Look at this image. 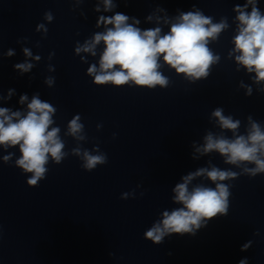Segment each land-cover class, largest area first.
Returning a JSON list of instances; mask_svg holds the SVG:
<instances>
[{
  "label": "clouds",
  "instance_id": "obj_1",
  "mask_svg": "<svg viewBox=\"0 0 264 264\" xmlns=\"http://www.w3.org/2000/svg\"><path fill=\"white\" fill-rule=\"evenodd\" d=\"M103 5L106 12L115 7L112 0H103ZM248 5L252 6L250 12L246 11ZM99 10L97 7L96 11ZM235 11L238 13L236 20L239 23L237 34L232 39L234 48L229 52V56L238 53L235 55L236 63L248 73H255L254 82L259 84L264 82V13L257 7V0H247L243 7L236 6ZM45 19L51 22L52 13L46 12ZM129 19L128 15L121 12L110 17L100 16L96 26L103 24L106 30L97 32L90 40L85 41L83 45L78 44L75 48L77 54L83 52L95 56L97 45L103 42L104 49L100 54L99 66L92 64L87 68V75L93 78L92 82L96 86L167 88L170 79L161 71V59L163 64L174 69L177 74H182L190 82L207 78L211 66L220 60L209 44L218 40L222 31L229 27L226 18L213 23L212 17L204 15L199 9L180 13L166 34H162L160 27L141 30L135 26L139 24V20L133 19V23H129ZM148 19L151 20L152 17ZM164 23L168 24L169 20L165 18ZM108 25L111 27H107ZM41 29L47 32L44 24L38 25L37 30ZM7 54L11 56L13 52L10 50ZM24 55L30 57L32 53L25 48ZM35 59L39 60L40 57L36 56ZM15 67L21 72H28L33 65L25 62L16 64ZM46 83L52 86L54 78H47ZM241 87L247 89L246 95H251V87L243 82ZM27 99L26 95H22L20 103L23 104ZM27 109V113L22 114L20 111L0 107V146L4 149L19 147L20 157L16 159L15 164L24 173H31L27 184L38 187V182L47 177V165L50 160L60 165L68 153L64 151L65 143L59 135L60 128L51 127L54 124L53 114L57 111L56 108L35 95L27 104ZM212 116L216 118L221 129L233 133V138L209 132L204 137L203 146L197 147L196 152L201 155L218 152L224 157V163L240 168L241 172L221 170L212 166L210 170L200 168L184 176L183 182L176 184L173 189L174 202L183 206L170 212L163 211L162 220L155 222L144 233V238L153 244H162L165 237L172 234L194 236L197 230L207 226L213 218L226 216L231 185L223 181L235 179L241 174L254 178L257 174L264 173V128L261 124L249 116L250 127L247 134L243 135L238 134L240 121L234 120L231 115L225 116L222 108L213 111ZM83 130L81 118L76 115L68 123L67 134L77 140H84L86 136ZM115 135L113 133V138ZM94 151L96 154L79 147L72 149V153L84 161L81 167L88 172L108 162L106 153L100 152L98 148ZM13 155L14 153L5 155L4 162L11 160ZM201 176L211 180L215 188L201 184L189 190L190 182ZM128 195L123 193L121 199L127 198ZM248 246L245 244L241 250H246ZM239 264H247V261L240 260Z\"/></svg>",
  "mask_w": 264,
  "mask_h": 264
}]
</instances>
